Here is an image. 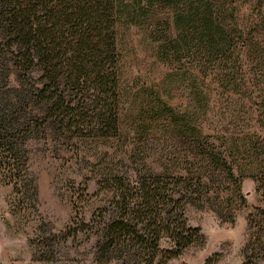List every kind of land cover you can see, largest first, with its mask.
Masks as SVG:
<instances>
[{"label": "trees", "instance_id": "obj_1", "mask_svg": "<svg viewBox=\"0 0 264 264\" xmlns=\"http://www.w3.org/2000/svg\"><path fill=\"white\" fill-rule=\"evenodd\" d=\"M120 20L146 30L169 69L166 87L177 83L185 106L144 85L125 124ZM215 108L211 129L207 110ZM125 135L129 142L120 143ZM38 136L119 142L110 155L130 166L110 167L97 181L108 199L91 227L96 264L178 257L203 241L186 206L202 207L213 186L230 187L243 205L246 178L262 202L248 214L244 247L245 264H257L264 258V0H0V171L24 199L35 194L27 163Z\"/></svg>", "mask_w": 264, "mask_h": 264}, {"label": "rangeland", "instance_id": "obj_2", "mask_svg": "<svg viewBox=\"0 0 264 264\" xmlns=\"http://www.w3.org/2000/svg\"><path fill=\"white\" fill-rule=\"evenodd\" d=\"M117 46L125 124L137 111L144 85L155 87L173 106H185L188 98L177 83L166 87L169 69L156 60L154 44L145 29L120 20ZM210 110L207 115L213 120L212 129L218 117L216 108ZM224 125L225 130L233 131V125ZM122 142L128 143L129 137H123ZM118 143L85 140L69 145L36 137L31 141L27 163L35 188L29 199L21 198L10 178L4 176L7 173L0 171V264H96L91 227L108 199L97 181L110 167L117 166L120 171L130 168L110 155ZM213 187L214 193L202 207L188 205L185 211L188 224L200 228L203 241L165 264H245L248 214L262 205L255 183L243 180V205L230 187ZM167 246L162 241L161 249ZM256 263L264 264V258Z\"/></svg>", "mask_w": 264, "mask_h": 264}]
</instances>
